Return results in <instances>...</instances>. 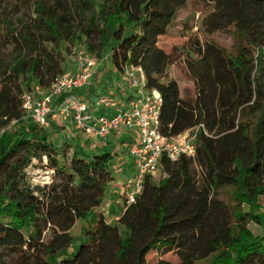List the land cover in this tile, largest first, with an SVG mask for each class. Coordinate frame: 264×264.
<instances>
[{
    "label": "trees",
    "instance_id": "trees-1",
    "mask_svg": "<svg viewBox=\"0 0 264 264\" xmlns=\"http://www.w3.org/2000/svg\"><path fill=\"white\" fill-rule=\"evenodd\" d=\"M190 1L23 0L28 21L20 26L0 13V41L13 59L0 72V250L14 264H146L150 251L173 250L177 263L157 264H264V0H206L197 26L202 40L190 38L181 50L193 102L168 77L180 52L159 47ZM230 29L243 40L232 52L210 39ZM69 41L83 43L96 61L108 57L121 77L124 68L139 67L146 89L161 96L166 137L204 127L195 156L162 158L159 176L145 179L113 224L101 206L116 146L65 158L53 126H38L21 108L25 92L62 76L58 46ZM41 156L58 182L33 190L24 170ZM220 188L228 202L218 199Z\"/></svg>",
    "mask_w": 264,
    "mask_h": 264
},
{
    "label": "built area",
    "instance_id": "built-area-1",
    "mask_svg": "<svg viewBox=\"0 0 264 264\" xmlns=\"http://www.w3.org/2000/svg\"><path fill=\"white\" fill-rule=\"evenodd\" d=\"M75 67L72 74L55 78L46 88L35 86L25 92L21 108L40 127L47 128L58 120L70 121L73 133L87 137L88 146L94 150L110 137L117 140L133 134L134 142L128 150L133 173L121 188L125 206L136 202L147 177L159 176L162 158L174 163L181 156H195L196 137L200 129L204 130L203 125L178 136L163 135L160 131L161 96L155 90L146 89V77L139 67L123 70L122 76L133 90L126 105L109 96H101L94 103L80 97L77 92L90 85L96 72V60L78 54Z\"/></svg>",
    "mask_w": 264,
    "mask_h": 264
},
{
    "label": "rangeland",
    "instance_id": "rangeland-1",
    "mask_svg": "<svg viewBox=\"0 0 264 264\" xmlns=\"http://www.w3.org/2000/svg\"><path fill=\"white\" fill-rule=\"evenodd\" d=\"M22 2L23 0H12V3L9 4V0H0V13L2 11L5 12V16L7 17V19L11 20L13 26H20V19L22 18L24 19V21H28V12L23 15ZM206 7V0H191L186 7L180 9L177 12L176 19L167 29L166 33L159 40V47L163 51L169 53L171 50L176 49L181 54L180 61L176 65H173L168 68V77L176 81L180 91V97L189 102H193L196 94V89L192 80L186 75L185 70L183 68L182 63L186 59V55L184 53H181V50L185 48L190 38L197 37L202 40V37L198 32L197 26L200 13L201 11L206 9ZM210 39L217 45L227 49L230 52H232L236 47L239 46V44L243 42L241 38L235 35L232 29L228 31H218L214 33L210 37ZM10 49L11 47L5 48V44L0 41V72L6 69L7 66L12 65L13 59L12 55H10ZM58 50L61 53L60 57L63 59L62 67L64 73L62 75H69L75 71V60L78 54L82 56H91L86 51L83 43H73V41H69L61 46H58ZM91 57L94 58V56ZM96 66V68H102L100 74L102 76L103 83L98 89L92 90V93L89 94L90 99L97 100L102 95L109 96L115 99L117 96V93H115L116 91H114L113 88V82L115 81L113 80V77L115 75L110 76L109 71L111 64L109 58L107 57L102 60H97ZM118 77L121 79L123 76L121 77L120 75H116V78ZM120 82L121 85L117 84L116 86L123 89L124 92H128L130 88L128 86L127 81L121 79ZM24 115L25 117H28L27 114L24 113ZM52 126L54 128V131H56L54 135L56 139V145H62V150L64 152L65 158H70V155L73 153L74 150H78L82 155L87 156L97 151L85 144V142L88 140L87 137L73 133L70 121L65 120L63 122L58 120L53 125L49 124L47 129H50ZM120 140L123 139L121 138L115 140L113 138H110L105 140V143L107 142L110 147L112 145H116L115 154L117 163H121L123 160L126 159L125 157L128 156L129 146L131 145L130 141H127V143L123 142L121 144ZM106 150L108 149L105 148L97 152H104ZM117 166L118 164H116V167L113 169V182H116L117 180L119 183H125L126 180L123 179V177H125L124 174L118 172V169H121V167ZM129 173L132 174L133 172ZM54 174V170L48 166L47 158L45 156L33 158L31 159L28 167L24 170L25 183L29 186V188L33 190H36V188H42L44 186H50L52 183L58 182V179H56ZM193 175L196 180L199 181L201 179L202 172L197 166L193 167ZM118 193L119 191L117 192V194ZM217 196L218 199L223 202L229 201L224 188L218 189ZM111 197L112 202H110L109 207V205H106V202L108 201L107 203H109V199ZM123 208H125L123 196H118L116 195V193H112L111 190L109 191V189H107L104 197V204L101 206V209H103L102 213L105 214L106 222L110 224L115 223L119 215L121 214ZM249 227L253 230V232L258 231V228L252 224H250ZM73 233L77 234V228L73 230ZM78 244L79 242L75 240L74 245ZM14 261L15 259H12V257L8 256V254H6L3 250H0V264H14ZM159 261L177 263L178 257L176 255V251L173 250L166 254H162L161 251H150L146 255V264H157Z\"/></svg>",
    "mask_w": 264,
    "mask_h": 264
},
{
    "label": "crops",
    "instance_id": "crops-1",
    "mask_svg": "<svg viewBox=\"0 0 264 264\" xmlns=\"http://www.w3.org/2000/svg\"><path fill=\"white\" fill-rule=\"evenodd\" d=\"M98 66V65H97ZM96 66V67H97ZM101 69L102 68H97L96 69V72H95V74L92 76V78H91V80H90V85L89 86H87L86 88H84V89H82V90H80V91H78L77 92V94L80 96V97H82L83 99H85V100H87V101H89V102H92V103H94L96 100H91L90 99V93H92V90L94 89V90H96V89H98L100 86H101V84L103 83V80H102V76H101V74H100V71H101ZM109 73H110V76L112 75V76H114L113 77V80H115L113 83H114V91H116L115 93H117V96H116V98L119 100V103L121 104V105H126L127 104V102L130 100H128V97L129 96H132L133 95V90H131V89H129L128 90V92H124L123 91V89H121V88H119L118 86H116L117 84L118 85H121V79H123L124 80V78L122 77L121 79L118 77V78H116V73H115V71L114 70H112V68L110 67V71H109ZM96 78H97V80H96ZM119 80V81H118ZM117 91H119V92H117ZM121 92V93H120ZM103 96V95H102ZM101 97V96H100ZM111 138V137H110ZM110 138H108V139H110ZM122 141L123 142H125V143H127V141H130V143L132 144L133 142H134V136H133V134H126L124 137H122ZM114 142V141H113ZM110 143V142H109ZM116 146V145H115ZM110 147V145H108V143L106 142L105 143V141L102 143V145L100 146V148L99 149H97V150H102V149H107V148H109ZM115 151H116V147H115V149H114ZM126 159L125 160H123L121 163H119L118 162V166L117 167H121V169H118V172L119 173H121V174H124V176L125 177H123V179H125L126 181H127V179L128 178H130V176L132 175V174H130L129 172H133V167H132V160H131V157H130V155L128 154V156L127 157H125ZM121 170V171H120ZM116 179V178H115ZM125 182V181H124ZM123 184H125V183H119L117 180H116V182L114 181V182H112V183H110V185L108 186V189H109V191L111 190V192L112 193H116V195H118V196H121V192H122V190H121V188H122V185ZM119 191V193L117 194V192ZM108 202V201H107ZM106 202V205L108 206L109 205V207H110V202H112V197L109 199V203H107ZM102 211H103V209H101ZM119 218V217H118Z\"/></svg>",
    "mask_w": 264,
    "mask_h": 264
}]
</instances>
